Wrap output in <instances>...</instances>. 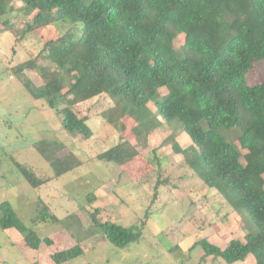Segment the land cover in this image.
Returning <instances> with one entry per match:
<instances>
[{"label":"trees","instance_id":"1","mask_svg":"<svg viewBox=\"0 0 264 264\" xmlns=\"http://www.w3.org/2000/svg\"><path fill=\"white\" fill-rule=\"evenodd\" d=\"M0 18H5L1 27L13 35L14 46L33 36L41 42L35 57L11 71L15 76L37 74L39 85L24 79L22 86L60 116L65 133L92 136L88 116L77 108L99 97L113 101L100 115L123 130L119 120L125 115L114 114V108L122 107L136 123V136L162 123L175 131L181 126L189 140L184 149L174 144L183 157L181 166L216 191L248 231L223 249L205 238L191 249L200 248L202 258L223 264L250 256L253 264H264V81L249 85L246 80L254 65L264 61V0H0ZM161 88L167 91L163 96ZM150 102L154 118L147 121L142 113ZM234 140L246 152L243 156ZM53 146L34 144L55 177L80 166L72 154L58 157ZM136 156L135 147L120 137L96 159L121 167ZM11 161L31 188L48 182ZM167 182H156L154 188ZM86 198L95 200L92 192ZM98 212L92 213V225L113 247L122 249L140 239L144 221L124 227L98 221ZM39 222L55 225L59 219L39 202L32 224ZM0 229L18 231L32 250L52 245L48 237L27 229L7 201L0 203ZM83 253L75 245L50 260L65 264Z\"/></svg>","mask_w":264,"mask_h":264},{"label":"rangeland","instance_id":"2","mask_svg":"<svg viewBox=\"0 0 264 264\" xmlns=\"http://www.w3.org/2000/svg\"><path fill=\"white\" fill-rule=\"evenodd\" d=\"M4 19L0 18V203L7 201L27 229L41 238L48 237L52 245L32 250L18 231L0 229V264H52V254L75 245L84 250L83 255L65 264H223L218 259L202 258V250L191 249L192 244L205 238L223 249L231 239L243 240L248 231L243 218L216 191L208 189L187 167L181 166L183 157L175 151L174 144L181 149L189 145L181 126L175 131L162 123L136 136V123L122 107L114 108V114L125 115L119 120L123 130L100 115L113 101L99 97L77 108L81 115L88 116L86 123L92 136L83 139L65 133L60 116L43 101L32 99L22 86L24 79L39 85L37 74L27 71L15 76L11 71L16 64L35 57L41 42L33 36L14 46L13 35L1 27ZM40 39L44 40L41 35ZM246 80L249 85L264 81V61L254 65ZM166 93V88L159 89V96ZM153 111L150 102L142 113L144 120H152ZM172 134L174 140L168 141ZM120 137L137 150L131 162L119 167L96 159ZM40 141L53 144L58 157L74 155L80 166L55 177L34 147ZM234 145L242 156L246 153L236 140ZM11 159L38 177L49 179L48 182L31 188ZM164 179L167 184H159L155 189L156 182L162 183ZM91 192L95 200L88 203L86 197ZM39 202L48 206L59 219L58 224H32ZM95 209L99 210L96 219L100 222L128 227L144 221L140 239L122 249L113 247L92 225ZM249 230L254 228L249 225ZM253 263L250 256L238 264Z\"/></svg>","mask_w":264,"mask_h":264}]
</instances>
